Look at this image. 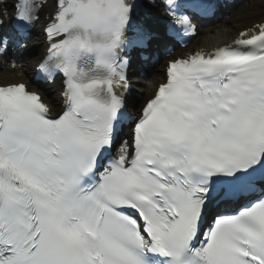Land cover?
<instances>
[{"label": "snow or ice", "instance_id": "snow-or-ice-1", "mask_svg": "<svg viewBox=\"0 0 264 264\" xmlns=\"http://www.w3.org/2000/svg\"><path fill=\"white\" fill-rule=\"evenodd\" d=\"M135 7L13 0L0 57L15 68L47 10L36 75L60 79L62 103L0 86V264H264V22L171 61L133 115L132 54L150 59L176 29L194 37V17L217 10L146 0L134 24Z\"/></svg>", "mask_w": 264, "mask_h": 264}, {"label": "bare ground", "instance_id": "bare-ground-1", "mask_svg": "<svg viewBox=\"0 0 264 264\" xmlns=\"http://www.w3.org/2000/svg\"><path fill=\"white\" fill-rule=\"evenodd\" d=\"M8 4L9 8L11 7V3L8 0H5ZM9 13V11H8ZM0 14L3 15L2 10H0ZM5 16V15H3ZM264 21V0H249L246 1L243 6L234 10L228 18L223 19L222 21L205 28L199 29V36L195 39L193 44H191L190 48L181 52L180 56H183L186 51L190 52L192 50H198L200 48L213 47L218 45L219 43L232 40L237 31L243 29L245 27H251L256 23H260ZM37 51L34 49L31 52L29 57L36 55ZM3 73L0 75V79L3 84H12L17 82H28L30 81V73L32 71V63L28 65H23L21 68L17 66L14 68L11 66L10 62H6L4 64ZM161 66L157 67L151 76L144 79H137L135 82L138 84V91L141 94V98L148 99L152 96V92L155 90L157 85L164 80V72ZM8 75V79L4 80V75ZM31 86V85H30ZM32 87V86H31ZM58 89V84L55 83L50 89L46 87V91H40L39 89H35L38 92L44 95V100L50 103L54 107L60 103L58 95L56 91ZM145 102V101H144Z\"/></svg>", "mask_w": 264, "mask_h": 264}, {"label": "rangeland", "instance_id": "rangeland-1", "mask_svg": "<svg viewBox=\"0 0 264 264\" xmlns=\"http://www.w3.org/2000/svg\"><path fill=\"white\" fill-rule=\"evenodd\" d=\"M27 62H28V60H27V61H25V62H23V63H24V65H26V64H27Z\"/></svg>", "mask_w": 264, "mask_h": 264}]
</instances>
